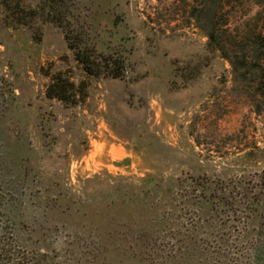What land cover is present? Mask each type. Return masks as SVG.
<instances>
[{
    "label": "rangeland",
    "instance_id": "374dc122",
    "mask_svg": "<svg viewBox=\"0 0 264 264\" xmlns=\"http://www.w3.org/2000/svg\"><path fill=\"white\" fill-rule=\"evenodd\" d=\"M254 36L264 0H0V264H264Z\"/></svg>",
    "mask_w": 264,
    "mask_h": 264
},
{
    "label": "trees",
    "instance_id": "16d2710c",
    "mask_svg": "<svg viewBox=\"0 0 264 264\" xmlns=\"http://www.w3.org/2000/svg\"><path fill=\"white\" fill-rule=\"evenodd\" d=\"M216 1L221 2L222 0H213V2H216ZM207 37H208L210 45H212L213 43L214 44L217 43V37L215 36V25H214V22H211L210 28H209V30H207ZM252 41H253V48L255 49V51L264 54V36H256V37L254 36ZM216 49L221 50V48H219V46H216ZM77 60L84 65V69H85L86 73H88L89 75H92V76L96 75L95 74L96 72H95L94 68L89 66L80 56H77ZM232 65H233V63H232ZM109 75L112 76L113 78H117V77H119L120 73L118 72L117 68H114L113 72L112 71L109 72ZM22 159H20L18 161V164H17L18 168H20V165L23 166V163H25V160L23 161ZM132 189L135 190L136 187L133 186ZM141 193H142V191H141ZM143 193L146 194V200L148 202V209L149 210L152 209V211H153L154 210L153 209L154 205H150L149 204V202L151 200V197H150L151 193H149V192H146V193L143 192ZM126 199H127V202H130V201L133 202L134 201V200H132L130 198H127V197H126ZM163 201L164 202L171 201V196L170 195L168 196V193H163L162 202Z\"/></svg>",
    "mask_w": 264,
    "mask_h": 264
}]
</instances>
